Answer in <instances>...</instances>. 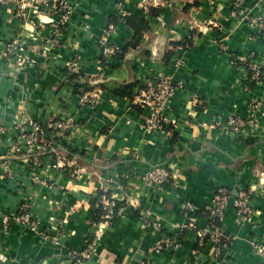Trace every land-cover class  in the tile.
<instances>
[{"label":"crops","instance_id":"0c3cea01","mask_svg":"<svg viewBox=\"0 0 264 264\" xmlns=\"http://www.w3.org/2000/svg\"><path fill=\"white\" fill-rule=\"evenodd\" d=\"M148 1L146 11L142 0H71L64 25L50 0H34L22 11L2 6L0 264H68L90 244L93 255L81 264H215L213 251L184 226L205 224L202 211L219 188L231 194L220 264H264L255 248L264 238V117L252 109L264 103V78L251 86L247 63H236L253 57L264 71V0ZM129 19L144 20L148 29L140 47L125 52L135 36ZM105 34L122 54L103 55ZM173 42L185 44L173 48ZM9 45L23 62L5 58ZM71 60L75 73L67 67ZM163 76L183 86L167 102L169 125L149 130V110L135 99L139 88L133 99L115 90ZM85 93H97L98 104L85 103ZM231 114L253 117L255 124L243 134L216 125ZM64 116L76 127L61 140V166L51 152L10 156L18 125ZM156 166L168 168L171 178L149 188L143 175ZM6 168L12 175L1 178ZM242 192L253 223L241 221L232 206ZM104 196L124 212L96 224L95 204ZM24 205L31 206V226L16 220ZM148 213L179 242L177 250L152 251L159 235L142 228Z\"/></svg>","mask_w":264,"mask_h":264},{"label":"built area","instance_id":"2783aa9c","mask_svg":"<svg viewBox=\"0 0 264 264\" xmlns=\"http://www.w3.org/2000/svg\"><path fill=\"white\" fill-rule=\"evenodd\" d=\"M34 0H0V15L1 8L6 4H15L22 11L29 2ZM54 7L59 11L60 23L66 24L71 15V0H50ZM148 0H142V7L148 10ZM252 23H258L257 20H252ZM111 29L113 27L111 26ZM108 35L105 34V38L102 42L103 55L107 57H113L118 49L114 46L107 45ZM3 55L5 58H16L22 61L17 49L13 45L7 46ZM239 60L247 62L248 69H250L251 77L250 81L259 83L264 78V71L262 65L253 59V57H241ZM23 62V61H22ZM21 62V64H22ZM67 67L71 73L77 72L78 64L75 60H71L67 63ZM147 88L138 91L136 95V103L143 108L149 110L146 125L149 130H162L169 125V118L165 115V109L167 107L168 100L175 94L176 90L183 86L182 82L175 83L171 77L163 76L157 78H151L146 82ZM85 103H89L92 106H96L99 102V96L97 93H85L82 97ZM252 109L260 111L264 117V103L252 104ZM256 119L253 117H242L235 114L229 115L224 121L217 120V126H225L234 133L243 134L248 127L255 124ZM21 125V126H20ZM17 126L19 134L17 138L11 143L10 156L17 157L22 156L25 160L29 156L44 155L49 152L54 153L58 159V166H61V156L59 155V146L61 140L64 137H68L76 127V122L72 117L64 116L60 119H51L47 124L41 123L36 120H30L26 124H20ZM5 133V129L0 126V138ZM56 139L57 142L52 144L51 140ZM58 143V144H57ZM38 162V160H36ZM57 164V163H56ZM72 162L70 165L72 166ZM83 170H75L74 174L80 177V172ZM12 173L6 168V171L1 178H8ZM171 174L168 168L163 166H156L147 170L143 179L147 187L158 188L169 182ZM103 204L104 214L103 220L110 222L114 218L115 213V199L112 197L104 196L100 199ZM231 206V194L226 188L217 189L213 200L210 205L202 211L205 217V224L200 225L191 221L187 223L184 228L190 229L194 232L197 243L200 247H207L213 251L212 260L215 264H220L222 257V251L227 246L228 237L223 231V223L225 216ZM235 212L240 217L241 221L253 223L254 211L250 206L249 195L247 192H242L239 198H236L232 204ZM187 210L193 211L194 206L191 203H187ZM30 205H24L16 218L18 222L25 226H31L33 224L32 212ZM124 212V208L120 209L118 215ZM10 222V216L5 214L2 217V224L5 228H8ZM142 228L150 229L159 235L156 241L153 252L161 254L167 250H177L179 248V242L172 237L166 236L164 233L165 226L162 224L158 217H152L148 213L142 222ZM256 228V226H254ZM94 244L87 246L85 250L74 255L68 264H81L85 259L90 258L94 252ZM255 248L259 253L264 254V238L261 243L255 244ZM146 264V263H142Z\"/></svg>","mask_w":264,"mask_h":264},{"label":"trees","instance_id":"16d2710c","mask_svg":"<svg viewBox=\"0 0 264 264\" xmlns=\"http://www.w3.org/2000/svg\"><path fill=\"white\" fill-rule=\"evenodd\" d=\"M135 21H136L135 23H132V19H129L128 20V22L129 23L131 22V24L133 25V28L135 30V36H134L133 40L131 41V43L128 44V46L124 49L125 52H127L130 49H137V48H139L140 45H141V41H142V39L144 37V33L148 29L147 24H146V22L144 20H138L137 19ZM183 44H185V43H182V42H173L172 43L173 48H176V47L181 46ZM122 53H123V50H118L117 53L115 54V56L120 55ZM173 55H174V50H170L167 53L166 57H165V61L166 62H169ZM102 63H103V65L107 64V61H106L105 57L102 58ZM236 63H238V64H244L245 62H241V61L237 60ZM255 83L256 82L252 81L250 83V85L253 86ZM136 88H139V91H141V90L146 89L147 86H146V84L142 86L139 83L123 84V85H120V87L117 90H115V94H117V95H119L121 97H124V98L133 99V97L135 95L134 94V91H135ZM51 142H52V144H54V143L57 142V140L56 139H53V140H51ZM58 146L61 149H64V148L66 149V147H64L63 145L58 144ZM38 156L40 157L41 155H38ZM115 203H116V206H115V213H114L113 220L116 219V216H119L118 215V212H119L120 209H122L121 208V205L118 203V201L117 202L115 201ZM104 213L105 212H104L103 204L99 200L95 204V212H94L95 221L94 222L96 224H98L99 222L103 221V218L102 217H103V214ZM202 216H203V214H202Z\"/></svg>","mask_w":264,"mask_h":264}]
</instances>
